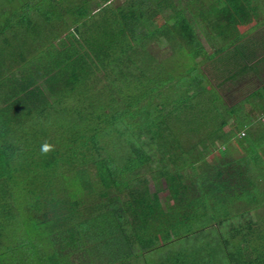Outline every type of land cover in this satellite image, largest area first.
<instances>
[{
	"label": "trees",
	"instance_id": "obj_1",
	"mask_svg": "<svg viewBox=\"0 0 264 264\" xmlns=\"http://www.w3.org/2000/svg\"><path fill=\"white\" fill-rule=\"evenodd\" d=\"M113 2L0 0V264H264V0Z\"/></svg>",
	"mask_w": 264,
	"mask_h": 264
},
{
	"label": "rangeland",
	"instance_id": "obj_2",
	"mask_svg": "<svg viewBox=\"0 0 264 264\" xmlns=\"http://www.w3.org/2000/svg\"><path fill=\"white\" fill-rule=\"evenodd\" d=\"M126 0H114V2H113V6L114 7H117L119 4H122V3H124ZM98 6L96 5V3L95 2H92L91 3V7H90V13L92 14V15H94L95 14V12L96 11H98V8H97ZM199 34L201 35V38H203L202 40H203V42H204V44H205V47L207 48V50L209 51L210 49H209V46H208V44H207V42H206V40L204 39V35H203V33L200 31L199 32ZM169 51H170V48H169V46L167 45V44H164V46L163 47H155V52H156V54H160V56H164V55H169L168 53H169ZM230 56H232V54H228L227 53V56L226 57H230ZM210 74H212V73H210ZM209 74V75H210ZM229 129V127H227V130ZM162 187L164 188V184H162ZM151 188H152V190H155V186H154V184L152 183V185H151ZM160 196H161V198L162 199H164V198H167V196H168V192L167 191H164V192H162L161 194H160ZM254 215H255V217L257 218V219H259V217L261 218V217H263L264 216V208H262V209H260L259 211L258 210H256L255 211V213H254Z\"/></svg>",
	"mask_w": 264,
	"mask_h": 264
},
{
	"label": "clouds",
	"instance_id": "obj_3",
	"mask_svg": "<svg viewBox=\"0 0 264 264\" xmlns=\"http://www.w3.org/2000/svg\"><path fill=\"white\" fill-rule=\"evenodd\" d=\"M53 150H54V146L52 144H50V143H47V142L43 143L41 145V149H40L41 154H43V155H46V154L50 153Z\"/></svg>",
	"mask_w": 264,
	"mask_h": 264
}]
</instances>
